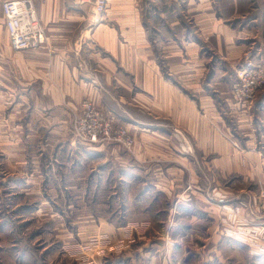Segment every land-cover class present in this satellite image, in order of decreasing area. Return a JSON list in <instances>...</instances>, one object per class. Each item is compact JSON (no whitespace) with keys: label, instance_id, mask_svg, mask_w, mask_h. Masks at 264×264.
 Instances as JSON below:
<instances>
[{"label":"crops","instance_id":"obj_1","mask_svg":"<svg viewBox=\"0 0 264 264\" xmlns=\"http://www.w3.org/2000/svg\"><path fill=\"white\" fill-rule=\"evenodd\" d=\"M2 1L0 160L4 164L40 166L44 170L41 177L46 182L55 178L74 182L78 180L74 171L78 176L88 172L85 182L138 178L140 205L151 199L150 205L145 206L148 209L160 197H172L179 203L175 209L182 212L192 210V190L186 188L187 183L196 180L193 166L200 160L206 168L219 173H231L243 167L250 179L264 165L261 152L264 145L257 147L253 142L237 145L224 119L212 108L206 90L203 88L205 93H201L198 89L199 96L193 95L176 76L164 72L166 66L162 62H172V68L187 69V65L192 66L193 58L202 53V39H213V52L221 54L220 62L223 59L236 62L243 44L246 45L242 37L248 34V27L259 26V16L252 14L247 24L241 25L240 20L234 25L220 12L219 6L237 7L248 0H108V7L101 15H96L91 2L35 0L47 43L31 51L12 47ZM252 2L264 7V0ZM262 12L264 15V8ZM197 62V67L202 68L203 63ZM231 75L230 72L224 78L228 86ZM86 98L93 100L116 123L130 129L136 138L134 154H127L117 142L84 144L73 138L70 119ZM263 108L264 93L255 103L256 110ZM241 112V109L237 111L239 115ZM174 127L200 153L199 161L196 154L184 151L181 136ZM113 158L120 170L113 167ZM66 166L74 168L72 174L63 172ZM135 166L137 172L132 169ZM55 167H59V172ZM199 176L203 182L204 172ZM243 195L251 198V193ZM230 197L233 203L227 205L245 209L234 201L241 199V195ZM206 204L198 215L212 216L211 224L196 221L202 219L166 224V228L182 233L200 231L196 243L200 242L203 248L195 254L199 258L189 257L183 243L175 246L164 237H149L140 240L139 253L129 254L127 263L229 264V256L232 264H257L251 260L253 256L264 261V249L257 251L252 241L246 243L221 231L218 217L213 213L215 207ZM184 239L187 238L181 240ZM227 245L236 253L226 254L222 247ZM245 246H249L247 250Z\"/></svg>","mask_w":264,"mask_h":264},{"label":"rangeland","instance_id":"obj_2","mask_svg":"<svg viewBox=\"0 0 264 264\" xmlns=\"http://www.w3.org/2000/svg\"><path fill=\"white\" fill-rule=\"evenodd\" d=\"M242 2L244 3L237 7L219 6L220 12L224 13L226 19H230L234 25L239 24L240 20L241 25L247 24L252 14L259 16L257 20L259 26L248 27V34L242 37L246 45L243 44L244 49L241 50L236 62H228L225 59H223L224 62H220L221 54L217 55L213 52L211 42L213 39L200 41L202 53L193 58L192 66L187 65V69L172 68V62L167 63L165 60L162 62L166 66L164 72L176 76L183 87L191 91L193 95L199 96L200 91L205 93L206 90L210 95L212 108L216 109L224 119L230 137L237 145L242 146V144L253 142L258 147V145H264V108L256 110L255 103L256 99L264 93V87L257 90L252 100L242 102L235 99L233 87L238 79V70L248 59L252 58L264 65V15L262 12L264 7L252 5V0ZM142 13L140 6V14ZM234 17L237 19L233 21ZM250 23L248 21V24ZM197 61L203 63L202 68L197 67ZM230 72L232 75L228 86L224 78ZM80 104L78 113L71 117L69 123V131L76 141L78 140L74 125L80 114ZM97 108L100 109L98 106ZM240 109L242 112L239 115L237 111L239 112ZM114 123L122 125L115 121ZM126 128L134 138L133 145L127 146L121 142L117 144L123 146L127 154H134L136 138L130 129ZM174 129L181 136L184 151L196 154L199 161L200 153L195 152L187 143L179 128L174 127ZM261 152L264 154V149ZM112 161L115 162L113 167L120 170L118 161L115 158ZM199 162L198 165L193 166L196 172L193 178L196 180L187 183L186 188L188 191L192 190L191 200L194 202L192 204L194 207L192 206V210L182 212L175 209L179 203H176L172 197L162 196L148 209L145 206L151 199L140 205V179L138 178H129L128 181L114 179L110 182L99 183L96 180L85 182L88 172L78 176L72 166H66L63 172L69 171L72 174L74 171V178L77 177L78 180L65 182L55 178L53 181L46 182L41 177L44 170H41L40 166L21 164L12 167L0 160V264H128L127 256L137 254L140 250V240L149 237L155 239L164 237L172 241L175 246L183 243L189 257L196 259L199 257L195 254H199L198 251L203 248L200 242L196 243V237H199L200 231L197 232L194 229L188 233L187 231L182 233L183 231L172 230V227L166 228V224L189 222L191 219L192 221L202 219L196 221L211 224L212 216L207 217L206 214L200 218L198 215L201 207L206 206V203L215 207L213 213L218 217L219 229L226 235L234 236L246 243L252 241L257 251L264 249V165L260 166L256 176L250 179L248 171L243 167L231 173H223L219 169L221 171L219 173L218 170L206 168L201 160ZM55 168L59 172V167ZM132 169L137 172L136 166ZM201 171L204 172L203 182L199 179ZM246 192L251 193L250 199L243 197ZM238 194L242 198L234 199V201L241 204L244 210L227 205L233 203L230 196L236 198ZM158 209L160 211L156 212ZM176 211L179 213L176 214ZM153 227L155 229H152ZM182 238L187 239L181 240ZM121 240L124 242L120 247L121 250H111L112 245ZM87 242L93 244V250L98 248L97 251H110L94 254L92 261L86 257H75L77 254L70 245ZM247 247L249 246H245L246 250ZM222 248L227 250L226 254L230 253L228 255L236 253L230 245ZM241 249L244 250V247ZM254 257L251 260L256 261L257 264H264V261ZM228 263H233L231 256Z\"/></svg>","mask_w":264,"mask_h":264},{"label":"built area","instance_id":"obj_3","mask_svg":"<svg viewBox=\"0 0 264 264\" xmlns=\"http://www.w3.org/2000/svg\"><path fill=\"white\" fill-rule=\"evenodd\" d=\"M91 2L96 15L103 14L108 7V0H81ZM2 12L5 27L8 31L10 43L15 50L31 51L46 45L45 27L39 17L35 0H3ZM237 81L234 83L233 94L239 102L254 98L258 89L264 87V65L248 59L237 72ZM76 139L84 143H101L105 141L121 142L132 146L134 138L129 130L114 123L97 108L94 101L86 99L80 104V114L74 125ZM123 240L115 242L111 250L120 251ZM75 257H86L93 260L94 254L110 250H93V244L75 243Z\"/></svg>","mask_w":264,"mask_h":264}]
</instances>
